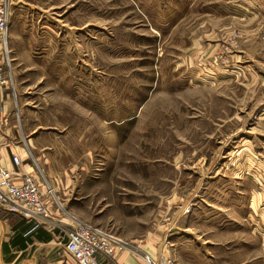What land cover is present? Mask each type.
<instances>
[{"label": "rangeland", "instance_id": "374dc122", "mask_svg": "<svg viewBox=\"0 0 264 264\" xmlns=\"http://www.w3.org/2000/svg\"><path fill=\"white\" fill-rule=\"evenodd\" d=\"M224 1L13 0L14 139L62 228L130 213L179 264H264V8Z\"/></svg>", "mask_w": 264, "mask_h": 264}, {"label": "crops", "instance_id": "0c3cea01", "mask_svg": "<svg viewBox=\"0 0 264 264\" xmlns=\"http://www.w3.org/2000/svg\"><path fill=\"white\" fill-rule=\"evenodd\" d=\"M232 1L233 0L224 1L222 5L225 6L224 11L227 15L231 14L233 6H237L240 11L237 18H240L241 16L245 17L249 13V6L253 9L257 6V9H255L257 12L264 8V0H254V4L249 1H247V4L243 2L238 3V1L233 3ZM251 12L253 13V11ZM255 17L256 14L254 13L247 18ZM0 103L5 108V111L1 113L0 117V154L4 161L3 164L5 167L12 169L13 165L11 157L13 154L18 155L24 161L23 166L21 167V172L36 177V167L31 160L35 158L34 153L36 151V143L31 142V144L25 146H22L20 143H15L16 139H14V137H21L22 129L20 127V122L14 120L15 117L11 111V95L5 92L0 99ZM42 148H46V146ZM23 150L26 151V156L22 154V152H24ZM26 161L27 163H25ZM94 179L95 182H98L102 178ZM62 184L63 186H60V191L58 188L56 189L60 199L67 194V189L64 188L65 181L62 182ZM42 191L43 193L45 192L43 188ZM91 191L81 190L80 197L86 198L90 193H95V191ZM128 204L129 203L124 202L123 204L121 203V205H118H120V208L123 207V210L127 209L128 212H131L132 209H130ZM50 205L53 206V213H55V215L53 217L52 213V219L49 222H45L35 217H23L21 214L10 212L0 205V264H75L62 254L66 238L63 235L64 229L62 228L61 223H66L68 220L64 215L62 216V214L57 213L53 203H50ZM115 206L116 205L112 203L109 208L111 207L114 209ZM195 207V205H192L191 210L189 211L188 207L182 208L184 211V221L188 224L197 212V208ZM116 211H119V209ZM103 212V208L99 209L98 215L101 216ZM133 216L134 215H131L130 213L126 214L123 212L122 214H118L116 212L114 218L110 217L108 214L106 217H98L99 219L94 222L97 223V225L101 224L100 226L106 224L107 228L112 229L118 235L128 240L131 243V247H133V245L141 246L143 248L145 247L144 253L132 248L129 251L122 253L117 257L116 264H148L143 259L145 251L154 258L159 257L157 247L153 246L151 243L154 239H158V236H154L155 234L151 235V233L147 234L142 228L141 220H139V226L135 227L136 225L134 224L137 223V218ZM172 219L176 222L175 214ZM197 219H199L198 216L196 220ZM173 228L175 227L173 226ZM184 238H189V236ZM184 238L177 239L181 240ZM149 239H151V242ZM60 252L62 253L60 254Z\"/></svg>", "mask_w": 264, "mask_h": 264}, {"label": "built area", "instance_id": "2783aa9c", "mask_svg": "<svg viewBox=\"0 0 264 264\" xmlns=\"http://www.w3.org/2000/svg\"><path fill=\"white\" fill-rule=\"evenodd\" d=\"M13 0H0V99L5 92L9 93L13 58L10 48V25L13 15ZM5 108L0 103V117ZM13 168L9 171L4 166L0 154V205L8 211L19 213L26 218H39L45 222L52 219L53 203L58 211H62L63 203L55 195V189L41 193L36 177L24 176L21 167L23 159L13 154ZM16 179H20L17 182ZM38 185V186H37ZM50 200V201H49ZM34 204H37L34 207ZM66 242L63 253L75 264H116V256L129 251L131 243L112 229L98 225H79L63 228ZM143 259L148 264H179L166 254L158 258L145 253Z\"/></svg>", "mask_w": 264, "mask_h": 264}, {"label": "bare ground", "instance_id": "6f19581e", "mask_svg": "<svg viewBox=\"0 0 264 264\" xmlns=\"http://www.w3.org/2000/svg\"><path fill=\"white\" fill-rule=\"evenodd\" d=\"M23 166V165H22ZM7 168V167H6ZM9 171H11V169L10 168H7ZM21 170V169H20ZM23 173V172H22ZM24 176H30V177H33V176H31V175H29V174H26V173H24ZM13 177L16 179V176L15 175H13ZM34 178V177H33ZM16 181L17 182H20L21 180L20 179H16ZM38 186V185H37ZM38 188H39V190H40V192L41 193H43V191H42V188H41V186L39 185L38 186ZM47 190V189H46ZM37 206V204H34V207H36ZM122 253H124V252H121L120 254H118L117 256H116V259H117V257L119 256V255H121Z\"/></svg>", "mask_w": 264, "mask_h": 264}]
</instances>
